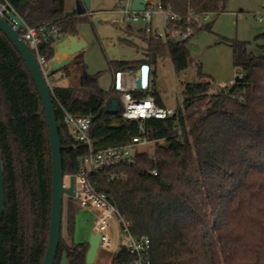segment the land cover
<instances>
[{
  "label": "trees",
  "instance_id": "obj_1",
  "mask_svg": "<svg viewBox=\"0 0 264 264\" xmlns=\"http://www.w3.org/2000/svg\"><path fill=\"white\" fill-rule=\"evenodd\" d=\"M28 26L54 20L62 37L76 36L78 25L92 24L90 14L65 15V0H5ZM175 13L208 11L213 19L195 26L194 34L210 31L228 0H163ZM126 31H130L129 25ZM145 47L138 60H114L116 72L149 65V84L132 91L151 95L164 106L151 84L158 59L167 52L176 72L191 61L188 39H156L138 29ZM264 39V32L255 36ZM126 42L132 41L125 39ZM56 40L38 45L45 59L54 56ZM235 77L214 85L197 66L195 82L182 90L177 116L145 121L148 138L161 139L154 159L138 154L125 167V180L99 179L132 230L150 237V264H264V44L249 50V41L228 39ZM65 82L51 94L59 124L64 175L77 172L84 144L74 140L62 121L61 105L72 114H91L94 148L124 143L138 134V120L109 113L110 96L98 84L100 71L86 70L83 52L59 69ZM242 76L239 77V74ZM115 77V75H114ZM0 152L4 202L0 219V264H41L48 240L51 207V152L40 96L20 53L0 30ZM156 170V174L152 170ZM73 201L72 198H69ZM67 228L74 224L73 202ZM88 242L66 243L60 234L53 264L64 254L67 264H86Z\"/></svg>",
  "mask_w": 264,
  "mask_h": 264
},
{
  "label": "built area",
  "instance_id": "obj_2",
  "mask_svg": "<svg viewBox=\"0 0 264 264\" xmlns=\"http://www.w3.org/2000/svg\"><path fill=\"white\" fill-rule=\"evenodd\" d=\"M132 0H117L115 7L125 21L142 23L146 35L156 39L185 40L194 34L195 26H201L212 17L208 11L195 13L188 11L186 16L175 13L165 6L163 0H145L142 9H132ZM7 13L18 16L14 8L5 0H0V16L6 18ZM12 27L16 22L7 19ZM19 34L34 53L40 70L50 91L54 85L50 71L51 59H45L38 52V45L42 41L62 38L60 27L54 20L46 21L38 26H24ZM132 74V71L120 72L121 81L119 91L120 116L126 119L138 120V134L124 143L94 148L90 136L91 114L78 115L65 110L61 105L62 121L68 127L74 140L86 147L85 153L79 159V166L74 175V195L70 198L79 203L80 207L92 214L90 232L99 236L98 251L108 254V264H150V237L147 234H137L132 230L131 221L125 218L117 207L113 197L98 189L99 179L108 182L125 180L128 176L124 169L135 163L138 154L149 153L154 159V150L161 139L148 138L145 134V121L150 118L165 119L177 116L182 104L177 107L159 106L151 95L137 98L132 95L135 90L136 75L132 82L123 80V74ZM242 73L239 74V77ZM146 88L142 86L141 90ZM156 174V170H152ZM68 176L64 175L63 184H68Z\"/></svg>",
  "mask_w": 264,
  "mask_h": 264
},
{
  "label": "rangeland",
  "instance_id": "obj_3",
  "mask_svg": "<svg viewBox=\"0 0 264 264\" xmlns=\"http://www.w3.org/2000/svg\"><path fill=\"white\" fill-rule=\"evenodd\" d=\"M117 0H94L92 9L96 12L95 17L100 21L92 23L90 29L92 42L86 49V62L88 66L101 74L98 77L99 86L111 88L114 85L115 70L106 75L109 62L114 60H138L142 57L145 47L143 40L137 35L142 23H133L122 19L117 11ZM65 7L71 10L74 0H65ZM227 11L220 13L214 18L210 31L201 30L188 39V49L191 56L189 65L180 72H176L174 65L167 52L158 59L155 66V75H151L153 87L159 92L165 106L177 107L182 102V90L185 83L195 82L197 78V66L207 74L213 84L225 85L235 77L232 63V48L228 39L253 40L254 36L264 31V0H228ZM212 16L208 21L212 20ZM93 22V19H92ZM207 22V21H206ZM130 31H126L127 28ZM123 29L121 39L116 37V32ZM128 39L132 43L125 41ZM138 70V69H137ZM132 74H123V80L132 82ZM107 71V72H106ZM126 70L125 72H128ZM70 200L66 195L62 199L61 229L63 240L70 244L88 240L92 214L80 207L79 203L73 202L74 224L72 232L67 228V209ZM101 255L107 259L106 253ZM59 264H67L65 255L60 258Z\"/></svg>",
  "mask_w": 264,
  "mask_h": 264
},
{
  "label": "water",
  "instance_id": "obj_4",
  "mask_svg": "<svg viewBox=\"0 0 264 264\" xmlns=\"http://www.w3.org/2000/svg\"><path fill=\"white\" fill-rule=\"evenodd\" d=\"M145 0H132L130 7L132 9H142ZM90 8V0H75V6L72 10H66L65 15H80L85 13ZM7 19L16 22V27H12ZM98 21L97 17L93 18V22ZM24 26L23 20L13 14L7 13L6 18L0 16V30L10 39L13 45L20 53L31 77L35 83L36 89L41 99L44 116L46 120L48 137L51 152V207H50V220L47 246L45 249L44 257L41 264H53L56 254L57 246L60 240L61 229V212H62V199L66 195L68 198L74 195V175L68 176V184H63V160H62V146L59 136V124L56 118L55 106L52 99L51 91L46 84L45 78L40 70L38 62L34 53L30 50L26 42L19 34L20 28ZM66 37V36H65ZM69 38L76 40V36L67 35ZM57 45V44H56ZM85 43H76L69 49V54H73L84 47ZM71 57L62 59H51L50 71L53 74L62 66L70 63ZM115 88L119 90L120 86V72L115 74ZM149 84V65L143 63L140 65L136 72L135 89L141 90L142 86L147 88ZM120 108V98L117 96H110L107 101V111L109 113H116ZM4 191H3V176L0 152V219L3 211ZM88 248L85 254V263L92 264L98 251L99 236L90 233L88 237Z\"/></svg>",
  "mask_w": 264,
  "mask_h": 264
},
{
  "label": "crops",
  "instance_id": "obj_5",
  "mask_svg": "<svg viewBox=\"0 0 264 264\" xmlns=\"http://www.w3.org/2000/svg\"><path fill=\"white\" fill-rule=\"evenodd\" d=\"M93 1L94 0H90V8L85 11L86 14H90L92 16L91 17V20L96 15V12L91 7L92 4H93ZM74 6H75V0H74ZM65 9L66 10H69L66 7H65ZM70 9L72 10V8H70ZM73 9H74V7H73ZM226 11H227V8H226ZM99 21H100V19L98 18V21L93 22V23H97ZM91 25L92 24H90V23H81V24H79L78 25V34L76 35V40H73V38H70V37L68 38L66 36V37H62L60 40L56 41L55 44H54V56H53V58H56L58 60L59 59H62V58H65V57H68V56L71 57V58H73V56L78 51H82L83 52V58H84V61H85V64H86V70H87V72L90 73V74H93V73L98 72L95 69H92L90 66H88V64L86 62V59H85L86 58V54L85 53L87 51L86 49L88 48L90 42H92V34H91L92 32H91V29H90ZM262 32H264V31H260L256 35H258V34H260ZM122 33H124L123 32V29L120 28V30H118L115 35H116L117 38L121 39V34ZM255 36H254L253 40H245V41H249L251 43L249 45L248 49L254 51L255 53H257L259 51V48L258 47L260 45H263L264 44V39H257L256 40L255 39ZM238 40H244V39H238ZM81 42H84L85 43L84 47L81 50H78L77 52H75L73 54H69V49L73 46V44H76V43L78 44V43H81ZM112 70L113 69L110 68V66H109L108 72L106 71L107 72L106 75L109 74L110 77H111V71ZM52 79H53V83L54 84L65 82V78L63 77L62 72L60 70H57L56 72H54L52 74ZM101 88H103L105 90H110L111 89V83L109 84V87L108 88L107 87H104V86H102ZM85 241H87V240H85ZM101 253H103V252L102 251L97 252V254L95 256V259H94V262L92 264H108V258L106 259L104 257V255L103 256L101 255ZM107 256H108V254H107Z\"/></svg>",
  "mask_w": 264,
  "mask_h": 264
},
{
  "label": "bare ground",
  "instance_id": "obj_6",
  "mask_svg": "<svg viewBox=\"0 0 264 264\" xmlns=\"http://www.w3.org/2000/svg\"><path fill=\"white\" fill-rule=\"evenodd\" d=\"M120 81H121V75H120Z\"/></svg>",
  "mask_w": 264,
  "mask_h": 264
}]
</instances>
